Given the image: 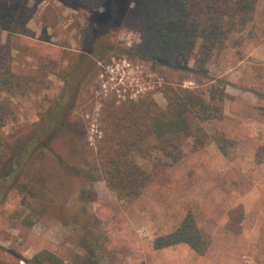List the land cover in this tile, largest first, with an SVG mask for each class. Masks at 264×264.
<instances>
[{"label": "rangeland", "instance_id": "374dc122", "mask_svg": "<svg viewBox=\"0 0 264 264\" xmlns=\"http://www.w3.org/2000/svg\"><path fill=\"white\" fill-rule=\"evenodd\" d=\"M68 1L81 8L63 0H0V57L19 77L16 86L0 90V128L7 135L39 120L49 98L64 84L59 72L69 65L72 53L87 47L91 16L104 12L111 2ZM141 2L130 0L124 12L119 11L116 18L123 19L113 27V47L103 51L98 74L79 91L69 121L80 117L85 124L78 123L75 136L65 130L55 140L54 152L44 150L46 164L55 169L47 184L63 197L42 213L37 210L42 204L15 185L1 203L4 264H34V255L44 249L61 256L65 264H77L78 257L90 251L103 264H160L164 248L155 249L154 238L174 230L190 211L208 230L203 206L217 213L219 204L227 205L232 217L246 220L254 215L262 221L250 234H232L226 240L211 236V245H226L232 253L223 255L210 246L202 260L264 264V208L261 212L258 207H236L239 201L232 193L236 189L252 198L244 203L264 204V0H257L250 11L238 10L239 0L223 3L221 26L226 37L216 43L199 36L184 54L168 53L165 62L148 55ZM218 79L226 83L222 117L202 126L208 136L223 134L235 141L227 155L214 141L200 146L186 137L183 157L174 163L144 129L135 136L141 145L132 153L150 174L140 195L121 196L103 177L88 178L85 172L111 125L107 105L122 109L153 99L164 108L172 89L179 87L195 90L209 101ZM244 167L249 174H241Z\"/></svg>", "mask_w": 264, "mask_h": 264}, {"label": "trees", "instance_id": "16d2710c", "mask_svg": "<svg viewBox=\"0 0 264 264\" xmlns=\"http://www.w3.org/2000/svg\"><path fill=\"white\" fill-rule=\"evenodd\" d=\"M63 1L66 5L81 8L68 0ZM129 1L120 0L119 4L111 0L104 12L91 16L92 33L87 47L72 53L69 65L59 72L64 84L57 95L49 98V105L41 112L38 121L9 135L0 128V205L15 185L32 197L36 204H42V208H36L42 213L63 197L59 190L47 184L52 182L55 169L46 164L44 150L54 152V142L65 130L75 136L78 123L85 124L80 117L72 124L69 121L75 114L79 91L98 74V63L105 59L103 51L113 47L110 42L113 27L123 19V16H116L128 6ZM228 1L142 0L140 13L147 26L150 58L165 62L168 53L182 55L199 36L220 42L227 32L221 26L222 4ZM82 3L87 5L85 0ZM256 3L257 0H239L237 9L250 11ZM18 79L1 56L0 90L13 88ZM216 82L219 86L214 87L213 84L209 101L195 90L179 87L172 89L168 105L164 108L153 99L133 102L122 109L114 103L107 105L106 117L111 125L100 151L85 172L88 178L95 181L103 177L121 196L140 195L150 180V174L132 158V153L141 145V139L137 140L135 136L143 133L144 129L153 139L155 147L174 163L183 157L182 145L186 137H193L195 144L200 146L208 140L214 141L227 155L235 141L223 134L208 136L202 126L206 121L222 117L226 83L223 79ZM118 134L126 137L116 139ZM57 157L62 159L61 155ZM211 242V235L198 225L190 211L174 230L156 236L152 246L163 249L184 243L196 253L206 255ZM32 263L65 264V260L44 249L34 255ZM0 264L4 263L0 260ZM77 264L103 263L90 251L83 258L79 256Z\"/></svg>", "mask_w": 264, "mask_h": 264}, {"label": "crops", "instance_id": "0c3cea01", "mask_svg": "<svg viewBox=\"0 0 264 264\" xmlns=\"http://www.w3.org/2000/svg\"><path fill=\"white\" fill-rule=\"evenodd\" d=\"M250 170L248 171V168H242L241 174H249ZM232 193L234 197L239 201L237 202L238 205L236 207H240V205L246 209V207H258V209L263 210L264 204L261 201L255 202L252 205L250 203H244V199H252L249 198V196L243 195L241 192L237 191L236 189L232 190ZM242 200V201H241ZM219 211L216 213V211L213 210V207L203 206V210L205 212V215L210 223V228L206 231L215 239L222 237L223 239H228L232 234H235L237 236H242L246 234L247 232L250 234L251 232L255 231V228L257 227L258 223L262 221L261 217H252L250 215V212L246 220L244 216H238V218L232 217L229 214V207L225 204H219L218 206ZM255 214V212H254ZM261 216V215H260ZM236 225V227H232ZM172 231V230H171ZM170 231H167L168 233ZM218 236V237H217ZM232 237V236H231ZM215 242V241H214ZM211 248L215 249L218 253L227 255L232 252H230L227 249L226 245H221L217 243H212L210 245ZM166 251V252H165ZM170 256V257H165ZM169 254V255H168ZM202 255L196 253L191 247L187 248L185 244H178L174 246H169L164 248V260L160 264H227L226 261H211L206 262L202 260ZM203 261V262H202Z\"/></svg>", "mask_w": 264, "mask_h": 264}]
</instances>
